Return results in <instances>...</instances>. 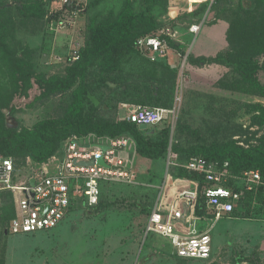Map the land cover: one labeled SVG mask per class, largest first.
<instances>
[{
  "label": "rangeland",
  "instance_id": "rangeland-1",
  "mask_svg": "<svg viewBox=\"0 0 264 264\" xmlns=\"http://www.w3.org/2000/svg\"><path fill=\"white\" fill-rule=\"evenodd\" d=\"M127 2L75 0L79 11L70 16L61 13L56 0H0L5 43L13 50L22 49L19 58L32 75L28 88H23L21 82L15 85L10 62L0 52V94L5 101L10 98L8 107L3 109L7 125L16 123L13 128H31L71 109H81L83 120L100 117L110 122L121 121L126 119L130 104L160 106L134 101L141 94L133 88L149 83L160 85V94L170 99L169 105L178 107L177 119L169 125L166 153L157 157L137 154V178L129 183L106 184L102 189L103 205L98 211L77 209L49 231L11 235L3 233L6 212L1 209L4 200L0 196V264H264V178L241 210L215 219L211 210L204 208L200 215L193 216L191 227L198 233L209 230L212 239L211 257L207 260H179L169 239L144 232L150 205L158 200L159 205L166 206L175 194L195 188V181L178 175L185 155L181 162L170 160V152L175 154L172 143L184 149L222 147L230 141L243 149L264 148V110L260 109L264 108V97L256 88L232 69L219 83L209 85L191 84L184 74L193 39L189 25L202 20L204 25L225 20L232 28L234 59L243 56L256 60L260 68L254 76L264 87V52L258 44H246L236 36L251 19V14L240 13V0H130L133 15L154 22L149 34L167 27L173 31L164 53L150 60L135 47L137 53L122 52L117 59L120 64L114 70L105 73L97 65L90 67L80 84L91 85L90 93L98 100L97 105L90 100H83L82 107L79 105V82L67 91L49 96L38 84V79L65 78L67 68L80 58L87 45L92 27L116 21L127 9ZM62 19L72 23L60 26ZM75 51L77 59H73ZM122 76L129 81V90L125 92L118 91L117 84L110 82ZM162 80L166 81L159 84ZM164 126L154 127L157 130L150 136L152 141L158 140L157 132ZM90 134L111 137L87 132L69 135L61 143L70 137L84 138ZM39 164L26 158L15 165L19 178L22 180Z\"/></svg>",
  "mask_w": 264,
  "mask_h": 264
},
{
  "label": "built area",
  "instance_id": "built-area-1",
  "mask_svg": "<svg viewBox=\"0 0 264 264\" xmlns=\"http://www.w3.org/2000/svg\"><path fill=\"white\" fill-rule=\"evenodd\" d=\"M56 1L65 15L71 16L79 11L77 6L73 9L66 7L71 0ZM203 21L191 23L188 31L196 35ZM71 23L69 19H62L59 25ZM166 37H173V31L168 27L140 36L135 47L150 60H155L169 47ZM77 52L73 59L78 58ZM177 116L176 104L171 107L133 104L127 106L126 110V119L139 127H153L162 123L173 125ZM136 156V144L129 135L70 137L64 141L58 153L33 168L21 180L13 159L0 155V189L12 191L15 205V216L10 220L8 233L49 231L57 227L70 212L95 208L106 184L129 183L137 178ZM169 158L175 159L176 155L170 152ZM100 159L103 163H99ZM182 166L201 176L204 185L200 188L195 181L194 189H184L175 194L166 206L159 205L157 200L147 217L144 232L169 239L179 259L207 260L212 250L209 230L198 233L190 227L199 192L206 208L218 219L223 214L231 215L246 192L259 188L263 177L254 169L245 170L241 175L233 174L229 161H209L201 156L190 158Z\"/></svg>",
  "mask_w": 264,
  "mask_h": 264
},
{
  "label": "trees",
  "instance_id": "trees-1",
  "mask_svg": "<svg viewBox=\"0 0 264 264\" xmlns=\"http://www.w3.org/2000/svg\"><path fill=\"white\" fill-rule=\"evenodd\" d=\"M73 4L75 5V1ZM131 5L129 0V2H127V9L116 21L110 23L104 22L92 27V33L87 45L83 47L80 58L67 68L65 78L53 77L47 81L43 79L37 80L38 84L44 88L43 93L46 96L52 93L67 91L76 82H79L80 91L77 92L76 95L79 98L78 103L82 107L83 100H90L87 93H90L92 88L89 84L82 86L80 83L87 77V72L90 67L97 65L101 71L106 73L109 70H114L115 67L118 68L117 66L120 62L117 61V59L121 56L123 51L127 50L132 53H137V49L134 46L137 38L148 35V32L152 31L155 25L151 19L133 15L130 10ZM238 9L242 15L251 14V19L247 27L237 33V38H243V42L246 41V44L251 42L258 44L260 50L264 52V0H240ZM256 12L258 15H255ZM4 26V21L0 20V52H2L10 62L9 67L12 70L14 84L18 85L19 82H21L23 88H28L30 86L29 80L32 75L26 70L24 65H22V58H19L22 49L18 48V50H13L5 43L6 33L2 30ZM139 28L141 29L140 31H138ZM231 29V25H229L226 36L229 48L226 51L224 50L215 56H201L197 59H194L192 55H188L187 61L197 65L200 63H217L225 65L237 72L244 82L256 88L260 95L264 97V87L254 76L255 71L260 68L258 62L243 56H240L237 60L234 59L232 39H230ZM169 38L170 37H166V39ZM165 81L166 80H162L159 84ZM110 82L117 84L116 88L118 91L125 92L129 90V81L123 76L114 82ZM134 88L133 90H137V92L141 94L137 95L134 101H141L150 105L154 104L171 107V105H169L170 99L160 94L162 92L160 85L149 83L139 89H137L138 87ZM9 101L10 98L5 101L0 94V155L11 158L14 157L15 160L13 163L15 169V165L24 162L26 158H30L36 163L47 161L52 155L61 150L63 144L61 143L62 140L72 134L94 132L98 135H110L111 137L129 135L135 141L137 154L144 157H157L166 153L169 146V123H162V125L165 124L166 126L162 127L157 132L158 140L152 141L150 136L156 133L157 129L154 128L155 126L139 127L135 123L129 122L127 119L117 122L106 121L100 117L83 120L81 118V109H71L67 114L59 118L42 120L34 124L31 128L18 129L8 127L5 123V113L3 109L8 107ZM260 109L264 110L261 106ZM171 150L175 152V161L179 160L181 162L182 155L186 157L184 158V163L180 164L183 169H180L181 171L178 172L179 177L198 182L200 188L204 185L203 178L186 170L182 166L190 158L195 156H201L209 161L227 160L230 163L233 174L241 175L245 170L254 169L258 170L264 178V148L260 146L243 149L235 146L234 143L230 141L225 143L222 147L196 146L184 149L172 143ZM0 191V196L4 200L1 209H3L4 214L6 212V219L4 220L5 229L3 233L7 234L10 220L15 216L14 196L12 191L8 189H0ZM253 192L254 191L246 192L239 207L235 209L233 213L241 210L246 198L252 195ZM101 199L102 193L99 204L93 208L92 211H98L102 208L103 203ZM153 205L154 203L149 206V214ZM204 208H206L205 201L199 192V197L194 205L193 215H200ZM179 260L189 261L191 259Z\"/></svg>",
  "mask_w": 264,
  "mask_h": 264
},
{
  "label": "crops",
  "instance_id": "crops-1",
  "mask_svg": "<svg viewBox=\"0 0 264 264\" xmlns=\"http://www.w3.org/2000/svg\"><path fill=\"white\" fill-rule=\"evenodd\" d=\"M228 29L229 23L227 21L217 20L209 25L202 24L200 31L196 35L188 31L193 35L188 55H192L194 59H197L201 56L210 57L223 52L229 45L226 37ZM230 72L231 69L229 67L217 63H200L197 65L187 61L186 58L184 64V74L187 81L195 85L219 83ZM190 225L192 226V222H190Z\"/></svg>",
  "mask_w": 264,
  "mask_h": 264
},
{
  "label": "water",
  "instance_id": "water-1",
  "mask_svg": "<svg viewBox=\"0 0 264 264\" xmlns=\"http://www.w3.org/2000/svg\"><path fill=\"white\" fill-rule=\"evenodd\" d=\"M75 0H71L67 5L66 7L68 8H75V5L73 4ZM66 7H63V9H65ZM87 96L88 98L92 101V103H94V105H97L98 104V100L96 99V97L94 95H92L91 93H87ZM8 127H15L16 126V123H13V124H9L7 125ZM105 148V147H103ZM99 163H103L102 160L100 159L99 160ZM31 184H33V180L30 181ZM186 205H184V208L186 209Z\"/></svg>",
  "mask_w": 264,
  "mask_h": 264
}]
</instances>
